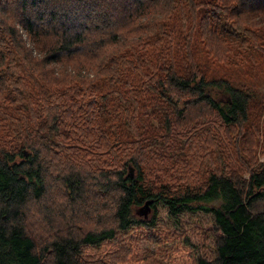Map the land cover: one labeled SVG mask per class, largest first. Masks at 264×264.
Here are the masks:
<instances>
[{"label":"trees","instance_id":"trees-1","mask_svg":"<svg viewBox=\"0 0 264 264\" xmlns=\"http://www.w3.org/2000/svg\"><path fill=\"white\" fill-rule=\"evenodd\" d=\"M263 86L264 0H0V264L184 212L219 233L197 264H264Z\"/></svg>","mask_w":264,"mask_h":264},{"label":"rangeland","instance_id":"rangeland-1","mask_svg":"<svg viewBox=\"0 0 264 264\" xmlns=\"http://www.w3.org/2000/svg\"><path fill=\"white\" fill-rule=\"evenodd\" d=\"M260 92L264 98V86ZM261 160H264V156L261 157ZM202 178L204 176L199 175L193 181H198L202 185ZM156 207L155 213L157 212L158 222L160 221L158 225L167 229L176 218L170 216L164 204H157ZM152 212L153 208H151L150 214ZM180 221H183V224H178L176 221L178 226L173 224L174 226L170 227L173 230V234H170V236L159 235L156 225V229L151 230L152 235H154L152 237L145 236L148 234V230L142 228L137 231L134 237L137 241L132 242V238L121 246L115 247L111 246L109 241L104 242L102 247L87 251L88 257L91 254V259L88 260L95 264H197L199 256H213L215 254V238L219 233L214 230L210 216L206 217L202 214L191 216L184 212L180 216ZM45 226L47 227L45 221H43L40 227L36 226L34 229L41 235L46 234L48 230L45 229ZM116 248L124 249L127 258L114 256L103 259L99 254L102 251L107 255H113Z\"/></svg>","mask_w":264,"mask_h":264},{"label":"water","instance_id":"water-1","mask_svg":"<svg viewBox=\"0 0 264 264\" xmlns=\"http://www.w3.org/2000/svg\"><path fill=\"white\" fill-rule=\"evenodd\" d=\"M133 168L131 167V174L133 175ZM150 211V208H149V202H147L144 207L142 208V212H145L146 214Z\"/></svg>","mask_w":264,"mask_h":264}]
</instances>
